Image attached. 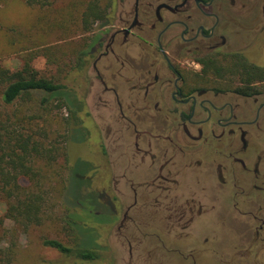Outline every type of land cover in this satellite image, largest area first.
Returning <instances> with one entry per match:
<instances>
[{
  "label": "flooded vegetation",
  "instance_id": "obj_1",
  "mask_svg": "<svg viewBox=\"0 0 264 264\" xmlns=\"http://www.w3.org/2000/svg\"><path fill=\"white\" fill-rule=\"evenodd\" d=\"M109 12L74 61L121 204L116 259L264 264V83L244 67L264 0Z\"/></svg>",
  "mask_w": 264,
  "mask_h": 264
},
{
  "label": "trees",
  "instance_id": "obj_2",
  "mask_svg": "<svg viewBox=\"0 0 264 264\" xmlns=\"http://www.w3.org/2000/svg\"><path fill=\"white\" fill-rule=\"evenodd\" d=\"M24 1L31 8L47 10L40 15L43 21L40 25V38L30 40L34 46L46 44L44 41L55 34L60 38L55 45H43L30 50L22 42L17 46L10 44L12 50L22 52L26 49V52L21 53L24 64L19 68L11 69L0 59V202L6 205L5 213L0 215L2 235L9 231L6 228L7 221L12 223L13 235L21 227L27 230L40 224L50 203L45 184L47 176L42 173L47 167L54 168L61 157L65 158L67 167H70L66 142L70 138L71 117L75 114V109L69 96L60 94V90L67 88L62 79L68 76L73 59L80 55L83 42L88 43L93 38L83 36L76 43V35H85L96 23L102 24L110 14V7L115 0H85L81 4L73 2V8L70 6L67 10L57 11H54L53 6L55 0ZM47 12L51 13L49 18ZM2 44L0 34V45ZM69 44L74 46L69 48ZM41 54L46 56V63L51 69L55 67L53 74L41 73L32 64ZM244 67L249 83H264V65L248 59ZM261 87L264 88V84ZM41 92L43 94L40 95ZM51 97H55V100L49 99ZM64 107L68 109L70 116L60 118L57 113L54 114L55 110ZM61 119L66 121L67 130ZM54 121H60L61 127L54 129ZM68 225L73 229L71 222ZM74 235L73 244L49 237L44 238L43 243L64 255L84 259L76 260L77 263L98 257L93 249L81 247L76 232ZM17 254L15 243L8 247L0 246V264H14Z\"/></svg>",
  "mask_w": 264,
  "mask_h": 264
},
{
  "label": "rangeland",
  "instance_id": "obj_3",
  "mask_svg": "<svg viewBox=\"0 0 264 264\" xmlns=\"http://www.w3.org/2000/svg\"><path fill=\"white\" fill-rule=\"evenodd\" d=\"M73 2L81 4L85 0H55L54 11L67 10L70 6L73 8ZM46 11V9L31 8L24 0L0 1V34L3 40V44L0 45V59L3 64L11 69L19 68L24 64L21 53L26 52V49L22 52L12 50L10 44L17 46L22 42L23 46L29 48L27 50L56 44L60 37L55 33L44 41L46 44L40 47H35L33 41H30L40 38V25L43 23L40 15ZM50 16L51 13L47 12V17ZM52 16L54 17L53 13ZM99 27L100 23H96L93 29L85 35L77 34L74 38L75 42L79 43V40L84 38L83 36L91 38L98 33ZM255 28L253 33L248 31V37H250L247 40L248 58L257 64L264 65V21L255 25ZM73 44H69V48L74 46ZM46 62V56L41 54L32 61V64L41 73L51 72L53 74L56 71L55 67L51 69ZM76 65L77 62L72 61L68 76L62 79L67 88L60 90V94L69 96L70 103L75 109V114L71 117L70 138L66 142L70 167H67L65 158L61 157L54 168L47 167L42 173L47 176L45 184L49 192L50 203L46 207L45 217L40 224L33 225L27 230L21 227L13 235L12 223L7 221L6 228L9 231L3 235L0 232V246L8 247L12 243L16 244L18 254L14 264H46V262L129 264L130 262V260L116 259V256L121 255L119 254L120 248L110 231L118 218L121 204L112 190L111 168L107 156L101 149L102 138L98 125L90 115L85 102V92L81 85L83 74L81 75L80 72L82 62L78 65L80 70L74 69ZM49 99L55 100V97ZM56 113L60 118L70 116L66 107L55 110L54 114ZM61 121L64 122L63 119ZM66 126L65 121L63 127ZM60 127V121H54L53 128ZM63 127L61 129L65 130L66 128ZM5 211V203L0 202V215ZM68 222H71L74 230ZM74 231L79 237L81 247L93 249L98 257L88 259L91 261L77 263L76 260L84 259L74 255H64L43 243L44 238L49 237L62 240L66 244H73ZM125 255L128 256L126 252ZM141 264H144V261ZM168 264H187V261L175 256L174 260Z\"/></svg>",
  "mask_w": 264,
  "mask_h": 264
}]
</instances>
